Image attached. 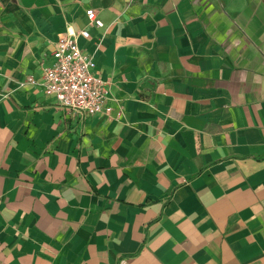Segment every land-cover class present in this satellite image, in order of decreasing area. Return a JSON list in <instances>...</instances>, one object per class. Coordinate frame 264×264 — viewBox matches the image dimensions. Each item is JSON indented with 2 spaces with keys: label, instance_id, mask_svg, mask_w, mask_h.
I'll return each mask as SVG.
<instances>
[{
  "label": "crops",
  "instance_id": "1",
  "mask_svg": "<svg viewBox=\"0 0 264 264\" xmlns=\"http://www.w3.org/2000/svg\"><path fill=\"white\" fill-rule=\"evenodd\" d=\"M82 30L107 115L41 83ZM0 264H264V0H0Z\"/></svg>",
  "mask_w": 264,
  "mask_h": 264
},
{
  "label": "built area",
  "instance_id": "2",
  "mask_svg": "<svg viewBox=\"0 0 264 264\" xmlns=\"http://www.w3.org/2000/svg\"><path fill=\"white\" fill-rule=\"evenodd\" d=\"M85 17L90 25L102 27L92 8L85 10ZM78 36L88 38L89 34L86 30L69 31L56 41L50 64L42 67L44 92L54 96L57 104L74 117L107 115L111 110L107 105L108 86L94 72V54L78 46ZM33 83V77L27 76L19 85Z\"/></svg>",
  "mask_w": 264,
  "mask_h": 264
}]
</instances>
